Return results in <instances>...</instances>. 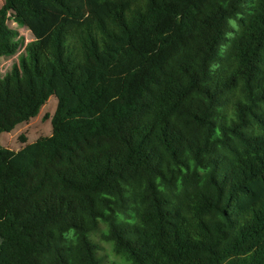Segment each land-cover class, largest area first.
Segmentation results:
<instances>
[{
	"label": "trees",
	"instance_id": "trees-1",
	"mask_svg": "<svg viewBox=\"0 0 264 264\" xmlns=\"http://www.w3.org/2000/svg\"><path fill=\"white\" fill-rule=\"evenodd\" d=\"M0 264H264V0H3ZM22 142H25L22 139Z\"/></svg>",
	"mask_w": 264,
	"mask_h": 264
},
{
	"label": "rangeland",
	"instance_id": "rangeland-1",
	"mask_svg": "<svg viewBox=\"0 0 264 264\" xmlns=\"http://www.w3.org/2000/svg\"><path fill=\"white\" fill-rule=\"evenodd\" d=\"M3 0H0V7ZM9 28L17 33L16 39L19 42L18 51L11 56L0 58V78L10 71L13 64L17 63L18 55L23 54L25 46L33 40V36L27 28L17 25L11 18L7 21ZM57 100L51 96L47 102L40 108L36 117L28 122L17 125L9 133L0 135V145L11 151H19L27 144H31L40 138L49 137L52 133L51 118L56 110ZM22 139L25 142H22ZM94 244L98 247L97 255L104 264H127L121 258L116 256L111 245L100 239V232L92 236Z\"/></svg>",
	"mask_w": 264,
	"mask_h": 264
}]
</instances>
